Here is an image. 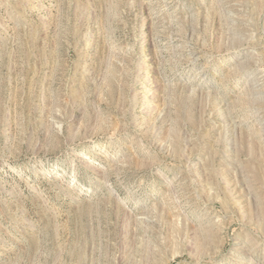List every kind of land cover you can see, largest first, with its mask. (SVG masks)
I'll return each mask as SVG.
<instances>
[{"label": "rangeland", "instance_id": "rangeland-1", "mask_svg": "<svg viewBox=\"0 0 264 264\" xmlns=\"http://www.w3.org/2000/svg\"><path fill=\"white\" fill-rule=\"evenodd\" d=\"M0 264H264V0H0Z\"/></svg>", "mask_w": 264, "mask_h": 264}]
</instances>
